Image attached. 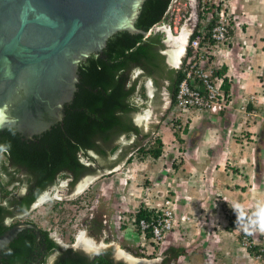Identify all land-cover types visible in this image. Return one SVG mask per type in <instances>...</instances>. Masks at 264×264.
I'll list each match as a JSON object with an SVG mask.
<instances>
[{"label":"trees","instance_id":"1","mask_svg":"<svg viewBox=\"0 0 264 264\" xmlns=\"http://www.w3.org/2000/svg\"><path fill=\"white\" fill-rule=\"evenodd\" d=\"M172 3L173 0H144L135 21L143 32L118 31L108 38L103 55L92 53L80 62L78 88L73 101L65 107L62 121L28 140L12 128L0 130V234L20 222L49 188L55 189L65 180L73 193L86 176L98 172L107 176L104 171L112 170L126 157L125 161L130 162L136 154L155 159L163 154L162 139L153 140L159 125L141 123L137 116L150 98L148 80L157 87L154 112L162 121L164 98L160 88L167 82L175 103L178 84L184 76L182 67L167 69L165 34L155 30L157 24L171 17ZM217 8L199 5V16L210 19L206 27L214 22L210 15H215ZM150 30L146 36L144 32ZM195 34L196 29L190 38ZM137 70L143 71V77H134ZM223 88L229 93L225 83ZM133 136L135 139L128 143ZM146 139L149 141L144 142ZM116 153L117 157H113ZM152 212L141 207L136 218H149ZM234 220L232 216L230 225ZM84 224L89 235H103L102 217H90ZM72 240L65 246L43 227H39V234L25 227L1 248L0 264H128L114 259L112 247L89 252L75 247V238ZM260 247H250L248 251L252 254ZM185 251L186 247L170 245L163 252L161 264L176 261Z\"/></svg>","mask_w":264,"mask_h":264},{"label":"crops","instance_id":"2","mask_svg":"<svg viewBox=\"0 0 264 264\" xmlns=\"http://www.w3.org/2000/svg\"><path fill=\"white\" fill-rule=\"evenodd\" d=\"M235 1L236 24L229 46L217 53L212 62L215 73L225 77L232 103L219 114L194 112L192 127H186L179 137L186 145V154L171 182L179 226L169 234L164 246L186 247L178 262L184 258L189 264H253L249 251L244 262L234 258L233 247L240 243L235 230L246 228L258 238L264 223V0ZM202 20H186L182 32L191 33ZM172 37L168 39L177 42V36ZM163 103V114L168 115L173 108L172 98L167 101L164 97ZM244 108L257 111L260 119L245 125L241 118ZM243 135L255 141L245 142ZM162 190L159 189L161 193ZM215 197L232 209L224 210V223L218 225L219 215L216 223L208 216V220L201 218L194 224L196 216L209 214L205 205L215 208ZM231 214L235 217L234 225H230ZM127 231L129 227L123 230V236L137 245L138 240ZM184 241L190 242L191 247L184 245Z\"/></svg>","mask_w":264,"mask_h":264},{"label":"water","instance_id":"3","mask_svg":"<svg viewBox=\"0 0 264 264\" xmlns=\"http://www.w3.org/2000/svg\"><path fill=\"white\" fill-rule=\"evenodd\" d=\"M143 2L0 0V130L12 128L28 140L62 121L78 88L80 62L103 55L118 31L143 32L135 26ZM25 227L39 234L38 225L20 221L0 234V251Z\"/></svg>","mask_w":264,"mask_h":264},{"label":"rangeland","instance_id":"4","mask_svg":"<svg viewBox=\"0 0 264 264\" xmlns=\"http://www.w3.org/2000/svg\"><path fill=\"white\" fill-rule=\"evenodd\" d=\"M200 4L205 7H207V5H216L220 7V5L223 4L224 7L226 6L227 11L231 13L232 22L234 25L236 24L234 18H236L235 8H238V3L235 0H173L171 6L173 8H171L170 11L171 17L165 22L166 25H162L168 27L169 20L172 19L173 14H180L184 9L188 10L185 17L187 21H196L197 18L201 19L198 10ZM164 27L160 28V30L164 29ZM182 49L185 50V47ZM178 58L180 57L178 56ZM133 75L134 77H139V70L134 71ZM140 77L142 76L140 75ZM147 91L149 95L152 94L150 86H148ZM166 98L167 101L171 99L169 95H166ZM196 111L201 110H193L190 114L183 115L179 119L173 114L172 109L167 112L168 115L163 119L160 126H158V131L153 137V140H155V137H158L163 141V154L160 156L159 160L151 156L136 154L130 162H126V157L123 162L116 165L117 167L115 166L116 168L114 167L112 170L106 169L104 172H106L105 174H107V176L102 177V175H100L101 172L94 174L100 176L94 180L88 181L85 187L79 192L75 190L71 193L67 184L68 182L65 180L61 186L55 189L52 188L53 190L50 189V194L48 193L46 196L43 194L42 202L34 205L21 220L33 221L39 227L49 230L51 234L65 246L69 245L73 241L72 239L75 238L73 245L77 248L82 247L89 252H97L102 247H112L115 256L126 261L128 264H161L164 260L162 251L166 247L165 242L162 246H159L160 248L157 249L153 256L151 255V257H148L150 254L142 253L135 243L127 239V235L123 236V230L129 227L127 233L132 234L134 240H139L138 234L131 229V226L126 224L129 221L128 219L132 217L130 215H133V211H136L138 207L142 205L141 203L144 204L145 201L156 204L159 202L161 203L166 194L169 197H173L172 192L174 190L171 186L172 179L174 178L173 175L178 174L186 154V145L179 137L184 133L186 127H192L191 119ZM204 113L207 114L208 112ZM255 113L256 115L250 114L241 116L245 125L250 122L254 123L255 120L260 119L257 111ZM139 117L142 118L139 122L148 124L150 121H148L150 117L149 109L148 111L144 109L140 112L137 118ZM162 117H164V115ZM154 120L159 124V117L156 116ZM242 138L245 142L255 141L247 139L245 135H243ZM122 139L124 140L125 138L122 137ZM134 139V136L131 137L128 143H131ZM147 141L149 140L147 139L144 142ZM117 154L118 153L114 154L113 157H117ZM165 159H167V163H164ZM167 164L169 165L168 167H166ZM132 165L133 167L130 168ZM110 171L112 172L110 173ZM164 174H166V176H163ZM134 175L137 177H134ZM158 185H160L161 188L160 186L158 188ZM159 189H163L162 193ZM162 194L164 195L162 196ZM216 195L218 196L220 194L217 193ZM216 198H218V201H215L216 206L214 209L208 204L205 205L204 208L209 210V212L202 209V211H207L210 215L208 214L206 216L202 213V217L196 216L194 218V224L200 221L201 218H203L204 221L208 220V216L209 218L211 216L216 223L219 215L218 225L224 223L223 221L225 218L223 217V213L226 214L224 210L228 209L229 206H226L224 201L219 200V197H215V199ZM229 210L232 209L229 207ZM96 215L102 217L105 221L104 233L100 238L89 235L84 224L85 220ZM244 229L248 231V233H251V230ZM243 230H235V233L240 236V241L245 234ZM224 232L229 234V232ZM254 238L257 239V236L254 235ZM189 243L188 241L183 242L184 245H188L187 247H191ZM233 248L235 249V251H233L234 258L244 262L243 257L248 252L247 248H245L241 242ZM189 263L188 259L184 260V258H182L179 262L177 259L176 261H169L167 264Z\"/></svg>","mask_w":264,"mask_h":264},{"label":"built area","instance_id":"5","mask_svg":"<svg viewBox=\"0 0 264 264\" xmlns=\"http://www.w3.org/2000/svg\"><path fill=\"white\" fill-rule=\"evenodd\" d=\"M187 13V9L178 13L179 15L172 13L170 21L175 32L181 31ZM210 16H214L212 25L206 27L210 19H203L188 44L189 52L182 67L184 76L176 92L173 111L177 119L190 114L193 110L218 113L229 108L232 103L230 92L223 88L224 76L216 75L212 65L213 49H221L228 45L229 35L233 29L232 16L223 4L215 10V15ZM250 114L256 115L255 111L243 109L242 116ZM141 204L137 211L143 207L152 210V215L138 220L135 214L125 223L138 234L141 251L153 254L179 226L174 198L166 194L161 203L151 204L145 201ZM260 230L262 233L259 238L256 239L252 233L247 232L240 241L247 249L261 245L259 251L251 254L255 261L253 264H264V226Z\"/></svg>","mask_w":264,"mask_h":264},{"label":"flooded vegetation","instance_id":"6","mask_svg":"<svg viewBox=\"0 0 264 264\" xmlns=\"http://www.w3.org/2000/svg\"><path fill=\"white\" fill-rule=\"evenodd\" d=\"M172 39V38H171ZM174 39V38H173ZM164 41H165V43H166V45H167V49L165 50V54L167 55V58H166V61H165V63H166V67H167V69H178V65H176L174 62H176L177 61V58H178V56H180V55H182L183 54V52H184V50L181 48V49H179V47H178V45H180V43L178 42V43H176L175 41H171L170 39H168V37L166 36V38H164ZM187 41V40H186ZM181 53V54H180ZM142 76L143 77V71L142 70H139V76ZM166 81V80H165ZM147 85L148 86H150L151 87V89H152V95L150 96V98H149V101H148V103H147V105H146V111H148V109L149 110H151L150 111V117L148 118V121L149 122H151V123H155V120H154V118L157 116V113H155L154 111H155V109H156V106H155V104H154V99H153V97H154V92L155 91H157V87H155V85H154V83H153V81L152 80H148L147 81ZM167 85H168V83L166 82V83H164L162 86H161V88H160V92H161V95H162V97L164 98V96H166V95H169L170 96V94H171V91L167 88ZM155 116V117H154ZM153 125V124H152ZM147 140V139H146ZM94 175V174H93ZM68 182V181H67ZM53 190L52 188H49L44 194H45V196L49 193V190ZM51 192V191H50ZM50 194V193H49ZM41 199V198H40ZM42 199H43V197H42ZM22 221V220H21ZM23 221H27V220H23ZM29 221V220H28ZM84 247V246H83ZM86 247V246H85ZM82 248V247H81ZM82 249H84V248H82ZM114 256V259L115 260H118L117 259V257L115 256V254L113 255ZM120 260H122V259H120ZM126 262V261H125ZM127 263V262H126Z\"/></svg>","mask_w":264,"mask_h":264},{"label":"clouds","instance_id":"7","mask_svg":"<svg viewBox=\"0 0 264 264\" xmlns=\"http://www.w3.org/2000/svg\"><path fill=\"white\" fill-rule=\"evenodd\" d=\"M170 21V20H169ZM162 24H164V25H166L165 24V22H163V23H159V24H157L156 26H155V29L157 28V30L156 31H158V30H160V28H162V27H164ZM162 25V26H161ZM183 25H184V23L181 25V28L183 27ZM196 27H197V25H196ZM196 27H194L193 29H189L190 31H191V33H187V41H186V43H185V50H184V53L181 55V56H179L180 58H177V61L176 62H174L176 65H178V69L180 68V67H183V63H184V61H185V59H186V57H187V55H188V49H189V47H188V44H189V41L191 40V38H190V36H191V34L193 33V31L196 29ZM234 27H235V25H234V23H233V29H232V32H233V30H234ZM162 32H164V34H165V38H166V36L168 37V36H179L180 35V33L182 32V29H181V31L180 32H175L174 31V29H173V26L171 25V21L168 23V27L167 26H165L164 27V29H162L161 30ZM150 32H151V30L148 32V34L147 35H149L150 34ZM232 32L230 33V35H229V39H228V45L226 46V48L229 46V42H230V38H231V35H232ZM146 35V36H147ZM226 48H216V49H213V56H212V61H213V59H214V56L217 54V53H219L220 51H222L223 49H226ZM182 56H183V59H182ZM179 63H181V64H179ZM217 75V74H216ZM220 76H222V75H220ZM224 80H225V77H224ZM180 83V82H179ZM148 86V85H147ZM178 86H179V84H178ZM151 88V87H150ZM178 89V88H177ZM152 90V89H151ZM149 94V93H148ZM152 95V94H151ZM150 95V96H151ZM230 96H231V94H230ZM164 97H166V96H164ZM170 97H171V94H170ZM172 98V97H171ZM175 99H176V97H175ZM231 99H232V97H231ZM141 102H142V100H141ZM144 109H146V108H144ZM143 109V110H144ZM172 110L174 111L175 110V103H173V108H172ZM226 110V109H225ZM202 111V110H201ZM224 110H222V111H220V112H218V113H211V114H219V113H221V112H223ZM203 112H205V111H203ZM166 116H167V114L166 115H164V119L166 118ZM139 119H142L141 117H139V118H137V120L138 121H140ZM163 121V120H162ZM161 120H160V122H159V124H158V122H157V124L160 126V124H161V122H162ZM158 131V130H157ZM157 133V132H156ZM112 172V171H111ZM138 212V211H137ZM226 215H227V213H226ZM225 214H224V216H226ZM231 216H232V214H231ZM225 218V217H224ZM228 224H226V226H227ZM263 226H264V223L262 224V226H261V228H263ZM219 227V226H218ZM260 228V229H261ZM237 230V229H236ZM248 231H246L245 229L243 230V233H247ZM252 233V232H251ZM262 233V232H261ZM253 234V233H252ZM137 246H138V248H139V250L141 251V249H140V247H139V244H137ZM246 248V247H245ZM248 250V249H247ZM142 253H145V254H148L147 252H143V251H141ZM153 254H155V253H153ZM153 254H150V255H153Z\"/></svg>","mask_w":264,"mask_h":264},{"label":"bare ground","instance_id":"8","mask_svg":"<svg viewBox=\"0 0 264 264\" xmlns=\"http://www.w3.org/2000/svg\"><path fill=\"white\" fill-rule=\"evenodd\" d=\"M171 38L173 39L174 37L171 36ZM175 39L177 41L176 43H178V42L180 43V45H178L179 49L184 48L186 40H187V32L186 31L181 32V34L179 36H177ZM86 184H87V182L84 184L83 187H82V185H78L77 186V192H79L82 188H84Z\"/></svg>","mask_w":264,"mask_h":264}]
</instances>
